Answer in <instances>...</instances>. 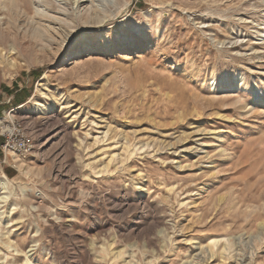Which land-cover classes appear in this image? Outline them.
<instances>
[{
    "label": "rangeland",
    "instance_id": "1",
    "mask_svg": "<svg viewBox=\"0 0 264 264\" xmlns=\"http://www.w3.org/2000/svg\"><path fill=\"white\" fill-rule=\"evenodd\" d=\"M52 1L0 55L34 144H0V264H264V0Z\"/></svg>",
    "mask_w": 264,
    "mask_h": 264
},
{
    "label": "bare ground",
    "instance_id": "2",
    "mask_svg": "<svg viewBox=\"0 0 264 264\" xmlns=\"http://www.w3.org/2000/svg\"><path fill=\"white\" fill-rule=\"evenodd\" d=\"M70 1H74L76 5L78 4L77 6H81L82 4H84L85 2H87L88 0H70ZM58 2H59V0H58ZM34 5L37 6L36 7L37 9H38V7L39 8L40 7H44L46 9L45 10L46 13H43V12L40 13V11L39 10H36V9H35L36 10L35 11L33 9L34 8ZM32 6H33V8H32ZM91 9L93 10V12H91V13H94L95 14V17L92 18V21L94 23H96V24H99V26L101 24H102V26H105L104 25L105 21L103 20V18H100L101 17L100 10L98 8H95L94 7V0H91L90 10ZM55 10L56 9L54 8V2L52 0H28L26 2H25V0H8V4L7 5L5 4V20L8 18V16H10V18L13 21L12 20H9L8 22L5 21V30H4V28L2 29V27H0V44L3 45V40L5 39V53L4 52L0 53V55L3 56L2 58H4V56L5 57L6 56H8V57L9 56H18V55H21L23 53V52H21L19 50L20 47H19V49H17V47H16L17 34L20 32V27H18L17 23H18V21H20L21 18L23 19L25 16L26 17L27 16H30V18H32V19H35L36 18L37 19L36 21H38V20L44 21V24H41L39 22H36L35 25L38 26L37 28L43 29L42 30L43 32H46V33L47 32L48 33L50 32V33H52V34L55 35L56 34L55 31L58 30L56 27L57 26H61V23L64 22V20L61 19V18H57V17L51 16L52 15V14H50L51 11H55ZM56 13H58L60 15H63V16L66 15L65 12H62V11H56ZM263 30H264V27H263ZM260 34H261L260 35L261 38L264 39V32H262ZM19 39H20V37H19ZM7 44H10L11 45L8 48V50H6L7 47H8ZM2 58L0 57L1 63H2ZM75 61H76V66H79L82 63H84V61H81V58L80 59H77ZM14 65H15V62L14 63H11L9 61L8 66H11L13 68V67H15ZM40 86H42V84H40ZM33 105H34V113L33 114H35V115H42V116H44V115H47V114H50V113L53 112V108H51L50 106H47L46 104L39 103L38 101L37 102L35 101L33 103ZM2 178L3 179L0 182V186H3V188L7 189L8 186H9V184L13 180H11L5 174H4V176ZM214 243L216 244L217 242H214ZM226 251L227 250H224L225 253H226ZM222 254H224V253H222ZM216 257H217L216 253L211 252V250H210V254L205 255L204 262L206 264H210V262H211V264H213L214 259H216ZM222 258H224V256ZM193 261H195V260H193ZM238 261L236 260L237 264H243V263L238 262ZM185 264H190V263L188 262V263H185ZM220 264H224V262L222 261V263H220Z\"/></svg>",
    "mask_w": 264,
    "mask_h": 264
},
{
    "label": "built area",
    "instance_id": "3",
    "mask_svg": "<svg viewBox=\"0 0 264 264\" xmlns=\"http://www.w3.org/2000/svg\"><path fill=\"white\" fill-rule=\"evenodd\" d=\"M3 135L5 141L2 145V149L5 154H15L25 157L32 152L34 146L33 139L19 124H13L12 128H6Z\"/></svg>",
    "mask_w": 264,
    "mask_h": 264
},
{
    "label": "crops",
    "instance_id": "4",
    "mask_svg": "<svg viewBox=\"0 0 264 264\" xmlns=\"http://www.w3.org/2000/svg\"><path fill=\"white\" fill-rule=\"evenodd\" d=\"M4 91H5V89H4ZM16 93H17L16 98L14 99L13 104L11 106V107H14L15 109L22 107L23 104L25 103V101L27 100V96L24 97V98H21V93L22 92L18 93V91H16ZM4 99L5 98L3 96H1V94H0V101H1L0 105H5ZM1 111H2V107L0 108V112ZM3 142H4L3 139L0 138V144H2Z\"/></svg>",
    "mask_w": 264,
    "mask_h": 264
}]
</instances>
